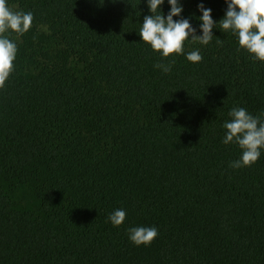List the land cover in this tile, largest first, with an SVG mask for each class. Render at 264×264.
I'll return each instance as SVG.
<instances>
[{"label":"trees","instance_id":"16d2710c","mask_svg":"<svg viewBox=\"0 0 264 264\" xmlns=\"http://www.w3.org/2000/svg\"><path fill=\"white\" fill-rule=\"evenodd\" d=\"M178 2L197 35L201 3L216 24L228 7ZM7 4L34 19L4 34L17 55L0 88V264H264V149L234 169L241 149L223 143L232 108L264 121V62L219 26L164 58L138 34L148 0ZM153 226L151 245L129 240Z\"/></svg>","mask_w":264,"mask_h":264},{"label":"clouds","instance_id":"9594fccd","mask_svg":"<svg viewBox=\"0 0 264 264\" xmlns=\"http://www.w3.org/2000/svg\"><path fill=\"white\" fill-rule=\"evenodd\" d=\"M115 2V0H114ZM165 0H148L152 15L144 17L138 34L142 41L151 46L153 51L164 58L173 55H183L184 46L189 39L192 43L208 45L213 38V28L219 26L223 31H231L238 37L239 45L255 60L264 62V0H225L227 11L225 17L216 24L212 19V11L199 5L202 13L200 31L197 35L188 19L178 21L174 17L181 16L184 11L178 0H168L171 6L167 17L160 10ZM32 12L13 11L7 0H0V88H3L14 71L17 55V45L4 34L11 30L22 36L28 32L33 23ZM217 42L221 40L217 38ZM186 59L192 63L202 61L199 50L190 51ZM174 63V61L172 62ZM155 68L164 73L171 72V64L157 63ZM264 116V114H261ZM231 119L223 125L226 130L223 143H235L241 149L240 159L230 163V167L239 169L250 167L261 157L264 149V121L261 116H253L243 107L232 108L229 112ZM126 219V212L117 209L109 215L108 220L115 227H120ZM129 240L137 247L149 246L158 236L156 227H133L128 230Z\"/></svg>","mask_w":264,"mask_h":264},{"label":"rangeland","instance_id":"374dc122","mask_svg":"<svg viewBox=\"0 0 264 264\" xmlns=\"http://www.w3.org/2000/svg\"><path fill=\"white\" fill-rule=\"evenodd\" d=\"M77 70L81 69V66H76ZM136 111L139 115L141 116H146V115H150V112L152 111V107L151 106H146V107H137Z\"/></svg>","mask_w":264,"mask_h":264}]
</instances>
